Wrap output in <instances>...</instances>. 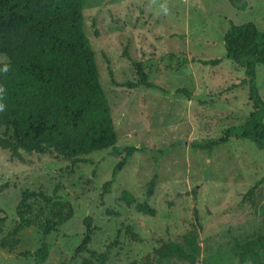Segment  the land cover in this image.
<instances>
[{"label":"rangeland","instance_id":"374dc122","mask_svg":"<svg viewBox=\"0 0 264 264\" xmlns=\"http://www.w3.org/2000/svg\"><path fill=\"white\" fill-rule=\"evenodd\" d=\"M83 20L120 155L107 149L73 162L34 153L17 158L0 149V209L6 216L0 244L18 239L13 251L0 248V264H35L32 255H22L41 242L48 247L43 264H83L88 255L73 251L86 217L97 228L88 249L100 254L110 247L105 264H186L159 260L153 251L165 242L187 250L188 235L196 240L198 264H237L231 252L235 242L264 233V151L234 138L210 151L192 147L222 137L251 111L246 89L219 95L243 76L241 69L227 60L216 67L192 60L225 55L222 36L229 21L253 22L263 30L264 0H86ZM6 61L0 55V65ZM136 66L160 90L122 87L137 83ZM256 84L264 101V66L256 67ZM178 89L190 99L176 94ZM125 147L139 151L103 195L102 185ZM152 177L155 188L146 198ZM25 190L55 192L71 206L72 218L48 236L33 227L15 236V207ZM124 191L135 204L146 202L155 215L118 203Z\"/></svg>","mask_w":264,"mask_h":264},{"label":"trees","instance_id":"16d2710c","mask_svg":"<svg viewBox=\"0 0 264 264\" xmlns=\"http://www.w3.org/2000/svg\"><path fill=\"white\" fill-rule=\"evenodd\" d=\"M85 2L0 0V55L7 59L0 65V149L8 151L12 157L34 153L82 162L83 157L107 149H111L113 155H120L115 147L117 135L109 103L99 82L94 52L84 32ZM222 40L223 57L192 62L216 67L227 60L241 69L243 76L226 86L219 95L246 89L251 111L243 124L226 129L222 137L193 143L192 147L210 151L234 138L248 141L257 150L264 151V101L256 84V67L264 66V29L259 30L253 22L235 24L229 21ZM182 62L187 63V59ZM136 73L137 83L121 86L160 90L148 81L140 66H136ZM109 74L111 76V72ZM176 94L190 99L185 89H178ZM138 151L135 147L123 149V156L112 169L110 180L102 185L103 195L127 160ZM155 184V177H152L147 184L146 198L153 194ZM117 202L134 205L139 213L155 215V210L146 202L135 204L134 196L127 191L120 194ZM106 213L113 215L108 210ZM15 215V236L30 227L48 236L72 218L73 210L55 192L49 196L42 191L25 190L15 207ZM5 221V213L0 209V236ZM92 222L90 217L83 220L85 232L73 254L86 253L89 260L83 264H91L90 260L105 264L110 247L100 254L88 249L97 230ZM127 232L132 241L139 242L130 229ZM184 241L187 250L178 243L165 242L153 254L159 260L178 259L186 264H198L194 236L188 235ZM17 245L18 239L12 244L2 242L0 248L11 252ZM231 252L237 264H264V233L249 241H236ZM30 255L35 264H43L48 256L47 245L41 242L32 253L22 256Z\"/></svg>","mask_w":264,"mask_h":264}]
</instances>
